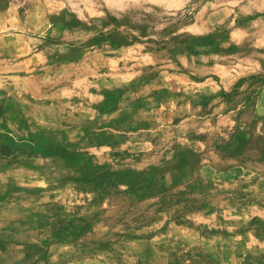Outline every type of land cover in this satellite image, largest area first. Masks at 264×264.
<instances>
[{
	"label": "rangeland",
	"instance_id": "1",
	"mask_svg": "<svg viewBox=\"0 0 264 264\" xmlns=\"http://www.w3.org/2000/svg\"><path fill=\"white\" fill-rule=\"evenodd\" d=\"M256 121L264 0H0V264H264V165L221 150ZM152 165L185 194L101 181Z\"/></svg>",
	"mask_w": 264,
	"mask_h": 264
},
{
	"label": "trees",
	"instance_id": "2",
	"mask_svg": "<svg viewBox=\"0 0 264 264\" xmlns=\"http://www.w3.org/2000/svg\"><path fill=\"white\" fill-rule=\"evenodd\" d=\"M116 43H126V36L124 35H109L106 37ZM222 151L227 150V155L223 156L224 159H235L239 165L247 166L249 162H253L257 165H264V133H258V122H253L247 128L238 126L235 130V133L232 134L230 141L221 147ZM194 159L187 164L193 165L195 162L200 169L202 161L204 159L203 154L195 153L191 151ZM253 154V157H252ZM101 181L102 183H115L121 185L123 183L127 184L130 189L127 190L128 194H134L136 197H143L152 193H157L160 198L161 204L166 206L165 200L170 196L171 198H178L181 195H184V191H178L175 194H167L164 188L165 183L160 181V177L166 174V169L162 166L152 165L149 170L142 172L139 175V179L136 181L132 178L123 179L121 176H118L115 171H112L110 167L102 168ZM159 180V181H158ZM104 193L101 191L97 193L98 197H102ZM173 202V201H171ZM181 202H188L187 207L189 209H197L191 205L193 200L191 199H177L171 205H178ZM169 205V206H171ZM168 206V205H167Z\"/></svg>",
	"mask_w": 264,
	"mask_h": 264
},
{
	"label": "crops",
	"instance_id": "3",
	"mask_svg": "<svg viewBox=\"0 0 264 264\" xmlns=\"http://www.w3.org/2000/svg\"><path fill=\"white\" fill-rule=\"evenodd\" d=\"M27 37V36H25ZM21 38V37H20ZM27 47V43H23V49ZM30 48H27V49H24V53L20 52L21 49L18 50V52H16V54H28V53H31V54H28L23 60H22V63H26V62H35V64L37 63V59L39 57H41L43 54V50H40V45H34L33 43L30 44L29 46ZM5 51L7 52V54L9 55V57H11L12 53H13V48L12 47H8L5 49ZM203 170V165L200 167V172H202ZM25 244L26 243H22V242H18V244H15L16 247V250L22 252L24 250V247H25ZM0 246H2V242L0 241Z\"/></svg>",
	"mask_w": 264,
	"mask_h": 264
}]
</instances>
